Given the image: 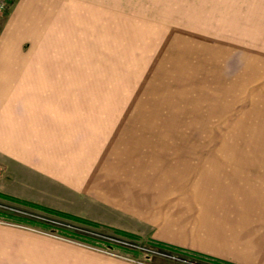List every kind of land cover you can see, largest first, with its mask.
Masks as SVG:
<instances>
[{"label": "rangeland", "instance_id": "1", "mask_svg": "<svg viewBox=\"0 0 264 264\" xmlns=\"http://www.w3.org/2000/svg\"><path fill=\"white\" fill-rule=\"evenodd\" d=\"M44 4L20 43L51 112L0 144V212L33 224L0 219V264H264V0Z\"/></svg>", "mask_w": 264, "mask_h": 264}, {"label": "crops", "instance_id": "2", "mask_svg": "<svg viewBox=\"0 0 264 264\" xmlns=\"http://www.w3.org/2000/svg\"><path fill=\"white\" fill-rule=\"evenodd\" d=\"M46 1L47 0H40V2L31 3L26 0L20 2L14 10V13L11 14L10 18L7 17L4 22H0L1 145L9 144L12 146L11 142H14L18 138L24 139L25 137H29L30 135L25 133L35 130L36 125H40L42 128L41 122H43V125H45L46 122L44 116H46L47 112H51L50 110H47V84L44 79L42 81L39 77V75L42 74L41 69H43L41 65L44 66L46 64V50L44 49L45 51H41V49H38L31 52L23 51L20 43L26 38V36H30V33H27V27L32 28V26H34L36 28L41 26V24L38 23V15L40 12L37 15L28 14V12H33L34 9H38V11L40 9L44 10L47 6L44 4ZM42 2L44 4V8H41V6H43L41 5ZM26 12L27 15H33V21L35 20L36 22H25L23 17L26 15ZM36 33H39L40 35L42 34V31L40 29L39 31L34 30L32 34L36 35ZM43 61L45 64H42ZM52 113L54 116L57 115L55 112ZM56 119L57 118H54V120L50 122L56 123ZM55 127V125L52 126V128ZM9 145L6 153L11 154L10 149L12 148H10L11 146ZM211 238L213 239V237ZM211 238L208 239L211 241ZM216 238L219 239L216 240V244L226 245L221 238ZM203 248L204 250L202 249V251L204 253L215 255V257L219 258L224 255L222 251H214L213 248L209 247ZM263 249L264 248H262L261 251L258 250L257 252H262ZM257 256H260V254ZM68 262L70 263L67 264H135L131 261L122 259L92 257L79 259L76 262L68 260ZM166 263L170 264L168 261L164 262V264ZM253 263L254 262L251 264ZM56 264H60L59 261H56ZM186 264L192 263L187 262Z\"/></svg>", "mask_w": 264, "mask_h": 264}, {"label": "trees", "instance_id": "3", "mask_svg": "<svg viewBox=\"0 0 264 264\" xmlns=\"http://www.w3.org/2000/svg\"><path fill=\"white\" fill-rule=\"evenodd\" d=\"M34 207H36V206H34ZM0 219L3 221H6V222H15V223H21V224H33L31 221H27V220H24L22 218H18L15 216L6 215V214H3L1 212H0ZM73 219H75L76 221H79V222H83L82 220H80L78 218H73ZM217 264H223V263L218 262Z\"/></svg>", "mask_w": 264, "mask_h": 264}, {"label": "built area", "instance_id": "4", "mask_svg": "<svg viewBox=\"0 0 264 264\" xmlns=\"http://www.w3.org/2000/svg\"><path fill=\"white\" fill-rule=\"evenodd\" d=\"M4 11H5V5L4 3H0V17L3 15Z\"/></svg>", "mask_w": 264, "mask_h": 264}]
</instances>
